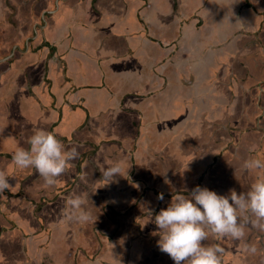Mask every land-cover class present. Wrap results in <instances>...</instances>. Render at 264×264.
I'll use <instances>...</instances> for the list:
<instances>
[{
  "label": "crops",
  "instance_id": "crops-1",
  "mask_svg": "<svg viewBox=\"0 0 264 264\" xmlns=\"http://www.w3.org/2000/svg\"><path fill=\"white\" fill-rule=\"evenodd\" d=\"M57 1L41 0L39 15L37 0H0V51L15 49L0 62V157L12 162L37 130L79 152L72 181L46 194L28 186L41 185L36 169L13 161L0 230L16 244L0 264H175L154 223L173 195L239 194L264 176L243 168L264 160V0ZM25 8L36 11L26 26ZM116 162L123 176L110 182L101 169ZM75 195L87 223L66 218ZM245 232L203 243L221 244L228 264H264V231Z\"/></svg>",
  "mask_w": 264,
  "mask_h": 264
},
{
  "label": "clouds",
  "instance_id": "clouds-1",
  "mask_svg": "<svg viewBox=\"0 0 264 264\" xmlns=\"http://www.w3.org/2000/svg\"><path fill=\"white\" fill-rule=\"evenodd\" d=\"M28 143L30 148H18L12 159L19 168L34 167L49 186L57 183V178L79 155L76 147L65 150L53 133L44 130L35 131ZM243 168L249 171L264 169V160L248 159L244 161ZM101 173L104 179L111 182L116 176H123L122 163H113L101 169ZM12 188L9 177L0 171V194ZM158 199L163 200L164 194L160 193ZM85 203L81 195L70 197L65 212L67 220L89 222L92 216L85 209ZM154 223L159 229V250L168 254L175 264H221L225 252L222 245H206L203 242L207 241L209 233L243 240L249 225L264 231V176L256 179L246 192L239 194L230 189L228 194L220 195L199 185L190 192V196L177 193L168 207L155 215ZM244 249L253 254L257 251L256 246L250 244H245Z\"/></svg>",
  "mask_w": 264,
  "mask_h": 264
},
{
  "label": "trees",
  "instance_id": "trees-1",
  "mask_svg": "<svg viewBox=\"0 0 264 264\" xmlns=\"http://www.w3.org/2000/svg\"><path fill=\"white\" fill-rule=\"evenodd\" d=\"M36 11H37V14L41 15V7L36 6ZM25 18H26V20H25ZM30 21H31L30 17H28V16L24 17L25 26L29 25ZM29 27L30 26H28L27 29H29ZM17 31H19V32L16 33ZM17 31L15 32V35L13 36V38H16L20 34V31H22V29L21 30H17ZM22 34H23V31H22ZM9 52H10V50L7 51V50L1 49V51H0V59H2L3 57H6L7 55H9ZM17 55H18V53H17ZM9 131H10V133L12 135L11 136L12 142H14L15 139H18L19 133L16 130H12V129H9ZM4 142H6V140L3 141V142H0V148L4 144ZM0 171H3L7 176H10L11 174H13L14 171H15V166H14L13 161L11 162L9 159H6V158L1 156L0 157ZM67 180H68L67 178H65L63 175H61L60 177L57 178V183L55 185H57L58 187L64 186V184L66 183ZM40 181H41V183L43 184V186L46 189L52 190V189L55 188V185L54 186L47 185L45 183L43 177H42V180H40ZM15 193H16V191H15ZM8 228L12 229L10 226H8ZM9 231L10 230H8V229L0 230V234H2V236H4L3 240L0 238V254H3V250L2 249L7 250V248H12V246L16 244V240H15L14 236H11L12 233H13L12 230H11V232H9ZM109 231H111L110 233H113L112 229H110ZM222 259L223 258H221V264H228V262L226 260L223 262Z\"/></svg>",
  "mask_w": 264,
  "mask_h": 264
},
{
  "label": "rangeland",
  "instance_id": "rangeland-1",
  "mask_svg": "<svg viewBox=\"0 0 264 264\" xmlns=\"http://www.w3.org/2000/svg\"><path fill=\"white\" fill-rule=\"evenodd\" d=\"M57 7H58V4H57ZM31 13V10L30 9H28V8H25V9H20V14H22L24 17H30V18H32L33 16H34V14H30ZM12 143V142H11ZM72 174H74V173H72ZM65 178H67L68 180L66 181V183L65 184H67V183H69L70 181H72V179H71V177H73L71 174H69L68 173V169L65 171V173H63L62 174ZM33 181H35L34 182V184H32L31 183V181H29L30 182V184L28 185V186H33V189H35V188H37V190L39 191H43V193H47V190H46V188L43 186V184L41 183V185L38 183V181L37 180H33ZM64 184V185H65ZM58 188V186L57 185H55V188L54 189H52L51 191H53V190H55V189H57ZM16 194H18V192H16ZM26 200L27 199H25V198H23V197H12L11 198V202H15V201H18V202H20L21 204H24L25 202H26Z\"/></svg>",
  "mask_w": 264,
  "mask_h": 264
},
{
  "label": "water",
  "instance_id": "water-1",
  "mask_svg": "<svg viewBox=\"0 0 264 264\" xmlns=\"http://www.w3.org/2000/svg\"><path fill=\"white\" fill-rule=\"evenodd\" d=\"M58 1H59V0H58ZM57 3H58V2H57ZM47 13H50V12L48 11V12H46V14H47ZM44 18H45V15H44ZM37 28L41 29L42 26L39 24V25L37 26ZM36 32H37V31H36ZM29 40H30V38H29ZM20 52H23V51L20 49ZM14 55H15V49L11 52L10 55H8V56L3 57L2 59H0V62L8 61V60L12 59V57H14ZM37 100H38V98H37Z\"/></svg>",
  "mask_w": 264,
  "mask_h": 264
},
{
  "label": "flooded vegetation",
  "instance_id": "flooded-vegetation-1",
  "mask_svg": "<svg viewBox=\"0 0 264 264\" xmlns=\"http://www.w3.org/2000/svg\"><path fill=\"white\" fill-rule=\"evenodd\" d=\"M36 6H41V0H37V2H36ZM36 12V11H35ZM35 12H33V13H35ZM18 13V12H17ZM19 15H20V13H19ZM15 25H16V23H15ZM39 24H37V26H38ZM37 26H34V36L33 37H30V39H36V36H37V34H38V28H37ZM37 31V32H36ZM14 36V35H13ZM12 35H10V38L11 37H13ZM30 41V40H29Z\"/></svg>",
  "mask_w": 264,
  "mask_h": 264
}]
</instances>
